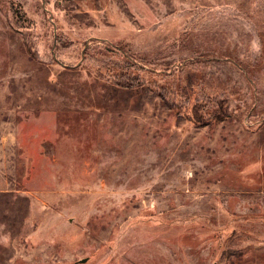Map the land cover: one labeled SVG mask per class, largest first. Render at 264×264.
I'll list each match as a JSON object with an SVG mask.
<instances>
[{"label":"rangeland","instance_id":"1","mask_svg":"<svg viewBox=\"0 0 264 264\" xmlns=\"http://www.w3.org/2000/svg\"><path fill=\"white\" fill-rule=\"evenodd\" d=\"M0 264H264V0H0Z\"/></svg>","mask_w":264,"mask_h":264}]
</instances>
